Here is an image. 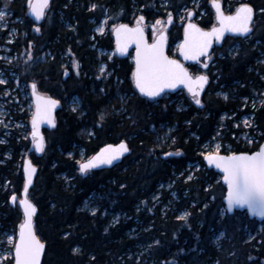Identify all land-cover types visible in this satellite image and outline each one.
<instances>
[{"label": "trees", "instance_id": "obj_1", "mask_svg": "<svg viewBox=\"0 0 264 264\" xmlns=\"http://www.w3.org/2000/svg\"><path fill=\"white\" fill-rule=\"evenodd\" d=\"M194 1L51 0L37 31L27 15L28 0H0L20 19L11 25L16 30L11 53L17 54L12 71L20 83H36L61 101L55 126L44 128L47 142L38 155L31 138L32 97H16L21 93L13 80L0 83V99L10 102L8 126L0 123V235L18 238L25 219L20 203L13 206V195L34 203L35 232L45 245L40 264H264V221L226 210V186L202 154L221 124L223 145L251 149L232 136L244 131L234 122L246 113L253 114L250 131L264 141V0H244L257 11L247 38H225L222 55L220 45L213 48L201 105L186 98L180 107L173 95L148 99L135 88L132 61L99 55V48L112 49L115 42L109 32L97 34L96 24L108 14L126 20L134 12L148 19L173 15L171 51L183 34L178 14ZM199 3L198 23L212 26L210 0ZM43 53L46 58L39 61ZM101 62L107 63V76L100 73ZM191 67L195 72L198 66ZM75 97L79 102L73 106ZM122 141L130 149L118 165L80 171L102 145ZM168 152L176 154L163 156ZM26 157L37 167L30 184ZM90 196L97 199L94 212L84 208ZM184 212L188 218L178 219ZM120 213L125 218L113 223ZM218 233L223 236L215 242Z\"/></svg>", "mask_w": 264, "mask_h": 264}, {"label": "snow or ice", "instance_id": "obj_2", "mask_svg": "<svg viewBox=\"0 0 264 264\" xmlns=\"http://www.w3.org/2000/svg\"><path fill=\"white\" fill-rule=\"evenodd\" d=\"M28 4L37 19H42L45 15V10L50 5V0H28ZM212 4L216 9L219 27L213 26L209 31H205L190 22L185 29V41L180 49L186 59H199V57L206 55L211 47L213 38L223 39L225 32H251L253 9L250 5L241 4L233 14L225 15L219 0H212ZM95 7L96 5H93V8ZM189 15H192V13H189ZM5 18L6 12L0 11V21H4ZM143 21L144 17L140 16L134 27H129L126 24L113 26L117 34L119 51H125L131 43H135L137 46L136 70L133 73L137 87L146 95L154 97L158 96L165 88H174L178 84H186L193 95L195 103L201 104L199 94L203 86L208 82V77L200 75L193 78L179 61L170 59L165 54L167 35L165 25L161 20H157L152 26L154 31L156 30V25H160L161 28L159 36L149 44L145 37ZM171 21L172 16L169 14L168 23H171ZM97 31L102 33L104 28L102 26L98 27ZM29 58H31L30 55ZM204 67L206 68L207 64ZM104 70L105 66L102 65L100 68L101 73ZM0 83H6V81L0 80ZM32 89L36 95V112L32 120V135L36 138L39 135V121L47 118L51 122L52 109L55 108L59 101L37 94L36 83L32 84ZM261 103L264 104V101H261ZM101 119H103V116H101ZM244 123L247 125L248 121L246 120ZM42 142L43 138L40 137V145L38 147L41 150ZM108 147L111 148L112 146ZM127 151V145L121 142L115 152L109 154L102 152L82 163L80 171L87 172L99 164H111L119 155ZM165 155H170V153H165ZM207 159L209 163H215L216 167L221 168L224 172L223 179L228 185L227 201L229 209L235 206H247L253 214L264 217V145H261L257 151L252 153L242 152L239 154L232 153L231 155H220L219 146H217V152L209 154ZM34 171L35 169H31L29 172V184L32 179L31 173ZM26 192L27 184L25 185ZM12 199L15 201L16 197L13 196ZM20 203L24 208L25 219L19 225L18 239L8 236L6 241H0V243L9 245L6 250L7 255H0V264L8 256L14 257L15 264H40L45 245L36 236L34 230L33 217L36 213V207L27 199L21 200ZM189 215L188 212H184L178 219L186 220ZM75 251H79V249H75Z\"/></svg>", "mask_w": 264, "mask_h": 264}, {"label": "rangeland", "instance_id": "obj_3", "mask_svg": "<svg viewBox=\"0 0 264 264\" xmlns=\"http://www.w3.org/2000/svg\"><path fill=\"white\" fill-rule=\"evenodd\" d=\"M210 3H211V0H210ZM193 4H194V7L184 8L183 11L180 14H178V21L179 22L182 23V22H184V20L186 21L188 19V16H189L190 11H195V13H196L197 9H199V4H200L199 3V0H195L193 2ZM0 11H5L6 12V18H5V20L4 21H0V29L1 30H6L8 28L9 23H10L7 20V15L11 14V16L15 20H18V17H14L13 16V13H11L10 9L7 8V7H5V5H1L0 6ZM195 17H197V13H196V16ZM113 19H114V21L111 22L110 26L111 25L114 26V25H117V24L120 23L119 21H116V17H113ZM108 20H109V18L108 17H105L100 22H98L96 24L94 30H95V32L97 34H106L107 32H110V31L112 32V28L111 29H108V26H109ZM104 21H106V23H104ZM164 22L166 24L167 23V19L164 20ZM101 26L104 28V31L102 33L99 32V31H97V28L98 27H101ZM15 31H16L15 28L14 27H11V39H12ZM177 43L172 47V51H174V53L177 51V47H178V44ZM0 47L3 48V49H5V50L8 49L7 46H3V45H0ZM111 54H112L111 52H108L105 49L99 48V55L100 56L107 55L108 58H109V56ZM10 58H11V61H10ZM15 59H16L15 56L8 57L6 54H3V57L0 58V61L1 60L6 61V63H4L5 66H9L10 62L12 64L15 62ZM102 65L105 66V70H104L103 73H101V71H100V73L102 75L107 76L109 74V72H107V63L106 62H101V64L99 65L100 68H101ZM0 67H1V64H0ZM12 68H13V66H12ZM8 70H9L8 75H5L4 74L5 69H0V80H4V81H6V83L8 82V80H13L14 83H15V86L20 90V93H21V95L16 96V97H20L21 100L29 99V98L31 99V97H32L31 94L32 93H31V89H30V84H28L26 86V84L20 83L19 82V79H18L17 73L15 71H12L11 66L8 67ZM37 89H38V87H37ZM9 92L10 91H7L6 94H4V95L9 94ZM44 93H45V95H47L46 92H44ZM180 93H181L180 91L174 93L175 95H173V101H175L176 103L180 101V103H179L178 106L181 107V106H183V104H184L183 102L185 101L186 98H182V95ZM261 93L264 96V89L261 91ZM222 94H223V92H222ZM168 96H171V94L170 95L165 94L164 97H162V98H166ZM78 99H79L78 97L77 98L75 97V99L73 101H71V103H72L73 106H76L78 104V102H79ZM258 99L259 98H255L256 101H259ZM12 100L13 99H11V101ZM189 100L193 102V100L191 98ZM75 103H77V104L75 105ZM8 105H10V102L9 101H4V100H1L0 99V123H2L4 125L6 123V126H8V121H6L5 119H6V116L10 114V111L8 109ZM28 107L31 108L32 110L34 109V103H33V100L32 99L29 100ZM226 117H227V115H223V119H225ZM10 120H12L11 117H10ZM246 120L248 121V124L247 125L244 123ZM16 124L20 128H24V131H26V123L19 121V122H16ZM253 126H255L254 125V120H253V114L252 113H246L245 115H243L237 121L234 122V127H236V128H243L244 131H242L240 133H233L232 136H236V140L237 141H239V140L241 141L242 140L244 143H246L248 145H251L252 143L257 142V138L253 135V132L250 131V128L253 127ZM221 128H222V124L218 127V131H217L215 137L213 138V140L210 141L207 145H205V147L203 149V152H202L203 155H207L208 153L217 152V146H219V152H221V150H224V148H225V150H227L228 153H232V147L228 143H225V145H223L222 142H221V139H220L221 132H219V130ZM31 130H32V127H31ZM169 131H170V129L168 127H166L165 133L160 134L159 140H161L162 142H164L166 140L168 134H169ZM44 150H45V148H44ZM196 166H198V164H196ZM166 187H169V185H167ZM157 196H159V195H155L154 198L156 199ZM96 204H97L96 197L95 196H90L89 199H87L85 201L84 208L87 209V210H89V211H91V212H94L95 211V208H96L95 207ZM121 218H125V215L120 213V214L114 215V217H112L111 220L114 223V222H117ZM249 234L250 235H253L251 232ZM8 236H13L14 238H17L11 232H6V233H3V235H0V241H6ZM222 236H223L222 233L215 234L214 235V241L215 242H219V240L222 238ZM8 247H9L8 244H6V243H0V255H7V251L6 250H7ZM10 258H12V256H8L7 259L3 260L2 264H8L7 262H8V260Z\"/></svg>", "mask_w": 264, "mask_h": 264}, {"label": "flooded vegetation", "instance_id": "obj_4", "mask_svg": "<svg viewBox=\"0 0 264 264\" xmlns=\"http://www.w3.org/2000/svg\"><path fill=\"white\" fill-rule=\"evenodd\" d=\"M51 1V0H50ZM212 1V0H211ZM222 1V3H223V5H224V8H225V12L226 13H228V14H231V13H234L235 12V10L241 5V4H248V5H250L251 7H252V9H253V13H254V17H253V21H252V23H251V33H252V30L254 29V27H255V24H256V20H255V18H256V14H257V11L255 10V8H254V5L252 4V3H248L247 1H244V0H238L235 4H232L233 2V0H221ZM211 4V3H210ZM232 4V5H231ZM31 8L29 7V5H28V10H27V15H28V11L30 10ZM48 9L49 8H47L46 10H45V15H44V19H45V16H46V14H47V11H48ZM12 13V12H11ZM140 16H143L144 17V21H143V27H144V32H145V37L148 39V41L151 43V42H153V40L155 39V38H157L158 36H159V30H160V28H161V26L160 25H156V30L154 31L153 30V25L156 23V21L157 20H161L163 23H164V25H165V30H166V35H167V51H168V55H169V57L170 58H173V59H177L178 61H180V62H183V65L190 71V73H191V75H193V76H197V75H199V74H206L207 76H208V78H209V81H208V84H207V86L205 87V89L202 91V93H201V99H202V97L204 96V95H207V90H208V87H209V84H210V73H209V69H210V65H211V61H212V59H213V57H214V55H213V50H212V52H211V54H210V56H209V59H208V61H206L205 60V58H200L197 62H193V63H190V62H185V61H183V59L181 58V56H180V54H179V50H178V47H177V51L174 53V51H172V49H171V51H170V42H169V28H170V26L172 25V23H171V25L170 26H167V23L165 24V22H164V20H166V18H164V19H161V17H154L153 19H148V17L143 13V12H138V13H136V12H134L133 14H131L130 15V17L128 18V19H123L122 18V16H113V15H111V14H108V18H109V20H108V23H109V26H108V29H111L112 28V32L110 31L109 33H111V34H113L114 35V32H115V29H114V27H112L113 25H111L110 26V24H111V22L112 21H114V19H113V17H116V21H119L120 23L119 24H117V25H115V26H119V25H121V24H126V25H129L130 27H134L135 25H136V22H137V19L140 17ZM196 16V15H195ZM194 16V17H195ZM28 17H29V19L30 20H32L33 22H34V20L28 15ZM188 18H189V16H188ZM43 19V20H44ZM7 20L10 22L9 23V25H8V28L3 32V33H0V45H3V46H7L8 47V49L7 50H5V49H3V48H1L0 47V58H2L3 57V54H6L8 57H11V56H17V54H14V53H11V25H13L14 23H16V22H18V21H20V19L18 18V20H15L12 16H11V14H9V15H7ZM195 20H197V17H195ZM43 22V21H42ZM41 22V23H42ZM40 23V24H41ZM34 24L36 25V28H35V30H37V29H39V25L40 24H37L36 22H34ZM114 24V23H113ZM250 33V34H251ZM249 34V35H250ZM231 38V37H238V38H247V36H245V37H240V36H234V35H227L226 37H224V39L222 40V42L219 44L220 46H221V49L219 50V54L220 55H222L223 54V47H225V45H224V40H225V38ZM218 45V46H219ZM135 46H133L132 48H131V50H130V52H129V54L128 55H126V56H124V55H121L118 51H117V49H116V45H115V43H114V47L112 48V49H107L106 51H108V52H111L112 54L109 56V58L110 59H114V58H128L130 61H132L133 62V64H134V69H135ZM46 58V54L45 53H43L42 54V56H41V59L39 60V61H43L44 59ZM10 61H11V58H10ZM4 63H6V61H4V60H1L0 61V64H1V67H0V69H5V71H4V74L5 75H8V73H9V70H8V67L9 66H11L10 64H11V62H10V64H9V66H5V64ZM197 65L198 67L196 68V71L194 72V70H192V67H191V65ZM205 64H207V67L205 68L204 67V65ZM66 72V71H65ZM68 72V71H67ZM69 73V72H68ZM68 73H67V76H68ZM67 76H65V73H64V79H66L67 78ZM8 81H11V80H8ZM32 84L33 83H30V88H31V86H32ZM38 90V89H37ZM38 91H40V90H38ZM181 92L180 94L182 95V98H191L192 100H193V102H195V100H194V98H193V95H191L189 92H188V90L185 88V87H182V88H177V89H174V90H171V91H169V92H167L168 93V95H175L174 93H176V92ZM40 92H42V91H40ZM31 93H32V89H31ZM42 93H44V92H42ZM188 95H187V94ZM32 95V94H31ZM164 95V94H163ZM162 95V96H163ZM189 96V97H188ZM189 98V99H190ZM32 100H33V98H32ZM255 143H260L259 141H257V142H255ZM255 143H252L251 145L253 146H251V149L252 148H254V144ZM261 145H264V141H262L258 146H257V148H254V149H246V150H241V151H234L233 149H232V153H242V152H247V153H252V152H255V151H257L258 149H259V147L261 146ZM231 152V151H230ZM216 153V152H215ZM219 154H228V152H227V150H221V152H219ZM210 166V165H209ZM208 166V167H209ZM209 168H212V167H209ZM213 169H214V171H216V169H217V167H216V165H215V163H213ZM217 172V171H216ZM218 173V172H217ZM219 174V177H220V179L222 180L223 179V175L222 174H220V173H218ZM229 207H228V204L226 205V210L228 209ZM240 211H242V212H246L247 214H248V210L247 209H243V208H238ZM249 215V214H248ZM250 217V216H249ZM251 219H255V220H257L256 218H251ZM258 221V220H257ZM264 221V220H263ZM263 221H258L259 223H263Z\"/></svg>", "mask_w": 264, "mask_h": 264}, {"label": "water", "instance_id": "obj_5", "mask_svg": "<svg viewBox=\"0 0 264 264\" xmlns=\"http://www.w3.org/2000/svg\"><path fill=\"white\" fill-rule=\"evenodd\" d=\"M219 2H220V4H221V8H222V10H223V12H224V14L225 15H231V14H233V13H231V14H228V13H226L225 12V10H224V5H223V3H222V1L221 0H219ZM211 7H212V9L214 10V13H215V17H217V13H216V9H215V6L212 4V1H211ZM190 13H192V15H189V19H188V21L185 23V25H184V29H183V36H182V39H181V41H180V43H179V47H178V50H179V54H180V56H181V58L183 59V61H185V62H190V63H193V62H197L200 58H205V60L206 61H208V59H209V56H210V54H211V52H212V49L214 48V46H216V45H219L221 42H222V40L224 39V37H226L227 35H234V36H240V37H245V36H247V35H249L250 34V32L249 33H239V32H225V34H224V37H223V39H215V38H213V40H212V43H211V47L208 49V52H207V54L206 55H204V56H201V57H199V59H186L185 58V56H184V54L181 52V45H183L184 44V41H185V29H186V27H187V25L191 22V23H194V24H196V25H198L200 28H202V29H204L205 31H209L213 26H217V27H219V21L217 20V18H216V24L215 25H213L212 27H210V28H205V27H203V26H201L196 20H194V16H195V11H190ZM28 15L34 20V22H36L37 24H40L42 21H43V19H44V17L42 18V19H37V17L35 16V14L32 12V10L30 9L29 11H28ZM172 16V15H171ZM253 17H254V13H253ZM172 20H173V16H172ZM252 21H253V18H252ZM252 21H251V23H252ZM171 23H172V21H171ZM171 23H168L167 22V26H170L171 25ZM129 26V25H128ZM130 27V26H129ZM114 39H115V45H116V49H117V51L121 54V55H124V56H126V55H128L129 54V52H130V50H131V48L133 47V46H135V48H137V46H136V44L135 43H131V44H129V46L127 47V49L125 50V51H123V52H121V51H119L118 50V46H117V34H116V31L114 32ZM147 39V38H146ZM147 42L149 43V44H151L149 41H148V39H147ZM166 44H167V42H166ZM165 44V54L169 57V55H168V49H167V45ZM170 58V57H169ZM170 59H173V58H170ZM173 60H177V59H173ZM178 61V60H177ZM180 62V61H179ZM180 64H182L183 65V62H180ZM184 66V65H183ZM184 68H186L185 66H184ZM187 69V68H186ZM135 70H136V49H135V69H134V71H133V73L135 72ZM188 70V69H187ZM188 72L190 73V71L188 70ZM67 71L65 72V76H67ZM191 74V73H190ZM200 75H206V74H199V75H197V76H200ZM193 78H195V77H197V76H193V75H191ZM207 76V75H206ZM208 77V76H207ZM133 80H134V84H135V88L138 90V92L140 93V94H142L143 96H145V97H147V98H149V99H153V98H155V97H160V96H162L163 94H165V93H167V92H169V91H171V90H174V89H177V88H182V87H185L187 90H188V92L192 95V93L189 91V87H188V85H186V84H178L176 87H174V88H165L158 96H148V95H146L145 93H143V92H141L140 91V89L137 87V85H136V81H135V78H134V76H133ZM208 81H209V78H208ZM207 84H208V82L203 86V89H202V91L205 89V87L207 86ZM193 87H195V85H193ZM31 89H32V86H31ZM202 91H200V94H199V99L201 98V93H202ZM36 93L37 94H39L38 92H37V89H36ZM40 96H43V97H46V98H51L52 100H56V101H59L58 99H55V98H52L51 96H48V95H41V94H39ZM32 96H33V100H34V103H35V107H36V95L33 93V89H32ZM61 106V102L59 101V103L55 106V108H53L52 109V112H51V122L47 119V118H45V119H43V120H41V121H39V123H38V133H39V135L36 137V138H34L33 137V135H32V132H33V130H32V132H31V137H32V139H33V142H34V147H35V151H36V154H41V152H42V150H43V148H44V146H45V144H46V139H45V133H44V131H43V128H48V127H50V128H52V127H54L55 126V121H54V115H55V113L58 111V109H59V107ZM35 112H36V110H35ZM33 126V125H32ZM40 137H42L43 138V142H42V150H41V148L40 147H38V145H40ZM123 143H125L126 145H127V147H128V151L127 152H124L122 155H119L118 156V158L117 159H115V160H113V162L111 163V164H107V163H104V164H99L97 167H93V168H91L90 170H98V169H106V168H112V167H114V166H116V165H118L120 162H121V160L123 159V157L126 155V154H128V152H129V145H128V143L126 142V141H122ZM121 144V142H119V143H116V142H108V143H106V144H104V145H102L92 156H90L87 160H85L83 163H85V162H87L89 159H91V158H93V157H95V156H97L98 154H100V153H102V152H105V154H109V153H112V152H115L116 150H117V148H118V146ZM108 146H112L111 148H109ZM106 150V151H105ZM168 153H170V155H165V154H163V156H172V155H175V153L174 152H168ZM209 154H214V153H208V155ZM237 154H239V153H237ZM220 155H231V154H220ZM209 167H213V163H210V166ZM36 165L32 162V160H30V159H27L26 161H25V165H24V170H25V172H26V176L28 177L29 176V172L31 171V169H35L36 170ZM216 171L218 172V173H220V174H222L223 175V177H224V172H223V170L221 169V168H218L217 167V169H216ZM35 172V171H34ZM34 172H32V173H34ZM32 173H31V175H32ZM222 182H223V184L226 186V194H225V198H224V200H225V202H226V205L228 204V201H227V195H228V185H227V182L224 180V179H222ZM13 196H15L16 197V200L15 201H13V199H12V203H13V205H15L16 204V202L18 201V195H13ZM12 196V197H13ZM25 199H27V198H25ZM28 200V199H27ZM29 201V200H28ZM31 202V201H30ZM19 203H20V201H19ZM32 203V202H31ZM32 204H34V203H32ZM20 205L22 206V208H23V205L20 203ZM238 208H243V209H247L248 210V214H249V216H250V218H256L258 221H263L264 220V217H261V216H259V215H256V214H253L248 208H247V206H244V207H240V206H235V207H233V208H231V209H227L230 213H232V212H234V210H239ZM23 210H24V208H23ZM36 212H37V210H36ZM35 215H36V213H35ZM34 215V216H35ZM33 224H34V230H35V222L33 221ZM18 234H19V230H18ZM35 234H36V232H35ZM37 236V235H36ZM12 264H15V262H14V257H13V262H12Z\"/></svg>", "mask_w": 264, "mask_h": 264}, {"label": "bare ground", "instance_id": "obj_6", "mask_svg": "<svg viewBox=\"0 0 264 264\" xmlns=\"http://www.w3.org/2000/svg\"><path fill=\"white\" fill-rule=\"evenodd\" d=\"M224 10H225V8H224ZM113 37H114V35H113ZM114 42H115V39H114ZM179 47V46H178ZM215 47V46H214ZM213 50V49H212ZM37 92L39 93V94H41V95H44L45 96V93H42V92H40V91H38L37 90ZM48 95V94H47ZM48 96H50V95H48ZM32 98H33V96H32ZM53 98V97H52ZM155 98H158V97H155ZM33 103H34V100H33ZM35 110H36V107H35V103H34V112H33V115H34V113H35ZM32 120H33V118H32ZM54 121H55V124H56V113H55V115H54ZM31 127H32V130H33V126L31 125ZM32 130H31V132H32ZM32 138V137H31ZM33 140V139H32ZM119 143V142H118ZM33 144H34V142H33ZM34 146V145H33ZM45 147V146H44ZM35 148V147H34ZM44 149V148H43ZM43 151V150H42ZM175 153V152H174ZM215 153V152H214ZM176 154V153H175ZM228 154H232V153H228ZM207 156H208V154L205 156V161L207 162V165L209 166L210 165V163H209V161H208V159H207ZM125 157V156H124ZM123 157V158H124ZM27 159H30V160H32V158L31 157H26L25 158V160H24V165H25V161L27 160ZM122 161V160H121ZM32 162H33V160H32ZM34 163V162H33ZM213 168V167H212ZM27 177V176H26ZM28 178V177H27ZM18 199H19V197H18ZM21 200H24V198L23 199H21ZM21 200H18V201H21ZM226 203V202H225ZM13 204V203H12ZM16 205V204H15ZM15 205H13V206H15ZM36 210L38 211V209L36 208ZM36 214H37V212H36ZM34 221V220H33Z\"/></svg>", "mask_w": 264, "mask_h": 264}]
</instances>
